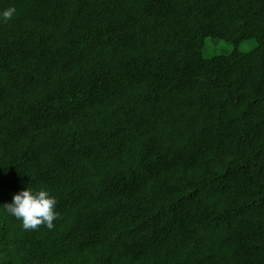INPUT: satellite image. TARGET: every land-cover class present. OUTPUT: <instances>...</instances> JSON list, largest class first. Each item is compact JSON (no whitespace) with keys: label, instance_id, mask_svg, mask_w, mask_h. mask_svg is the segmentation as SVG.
<instances>
[{"label":"trees","instance_id":"trees-1","mask_svg":"<svg viewBox=\"0 0 264 264\" xmlns=\"http://www.w3.org/2000/svg\"><path fill=\"white\" fill-rule=\"evenodd\" d=\"M8 7L0 206L46 189L57 219L0 207V264H264V0Z\"/></svg>","mask_w":264,"mask_h":264},{"label":"clouds","instance_id":"clouds-1","mask_svg":"<svg viewBox=\"0 0 264 264\" xmlns=\"http://www.w3.org/2000/svg\"><path fill=\"white\" fill-rule=\"evenodd\" d=\"M16 13L14 7L0 11V23L7 22ZM57 200L46 189L24 188L12 196L11 202L0 206L6 213L17 219L24 230H36L43 225L48 230L55 227Z\"/></svg>","mask_w":264,"mask_h":264},{"label":"rangeland","instance_id":"rangeland-1","mask_svg":"<svg viewBox=\"0 0 264 264\" xmlns=\"http://www.w3.org/2000/svg\"><path fill=\"white\" fill-rule=\"evenodd\" d=\"M255 47L253 42H243L238 45V50L248 52ZM232 51V46L217 39L208 38L205 41L202 55L204 58H211L218 55L229 54Z\"/></svg>","mask_w":264,"mask_h":264}]
</instances>
